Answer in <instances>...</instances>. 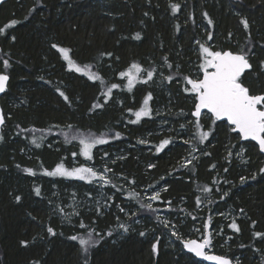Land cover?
I'll return each mask as SVG.
<instances>
[{"label":"trees","instance_id":"trees-1","mask_svg":"<svg viewBox=\"0 0 264 264\" xmlns=\"http://www.w3.org/2000/svg\"><path fill=\"white\" fill-rule=\"evenodd\" d=\"M169 1H178L180 10H185V19L189 20V27L182 28L181 32L176 24L179 21L173 19L176 16L170 12ZM242 20L247 21V29ZM12 21L16 23L9 26ZM199 21H211L215 51L239 53L243 50L248 54L252 67L241 77L242 83L251 95L264 94V69L261 68L264 0H7L0 6V28L4 29L0 34V74L9 76L5 91L0 92V116L3 117L0 124V264H84L85 257L88 264H201L181 247L175 254L159 249L154 256L149 238L143 239L134 231L116 243H111L110 237L99 240L107 228L105 221H113L110 214L105 221L89 220L92 234L84 228L72 232L62 227L50 217L44 195L35 193L34 175L24 174V168L31 165L30 160L20 154L21 146L27 148L20 134L31 128L70 127L74 132L106 134L110 138L107 147L114 144L120 149L131 145L129 155L112 165L114 172L145 184V176L132 154L137 135L148 131L150 123L147 120L129 123L126 120L129 114L123 111L115 114L103 109L101 114H94L92 107L100 96L101 86L110 83L119 85L125 97L136 104L143 89L136 87L132 92L126 91L120 73L133 63L143 64L149 55L159 57L162 50L169 52L172 40L183 44L181 57L188 56L190 61L196 57L200 61L199 54L194 56L189 50L199 36L196 28ZM53 44L58 47L53 48ZM59 48L68 49L75 64L88 66V73L101 79L90 80L85 73L69 69ZM5 60L9 64L7 68ZM184 64L180 68L183 74L186 73ZM60 92L68 97L67 101ZM195 102L194 99L187 101L185 116L191 120H194ZM207 118L199 121L201 130L209 132L208 146L211 142L214 144L209 147L208 155L184 168L186 170L176 168L179 143H170L159 152L152 147L143 157L147 163H155L151 176L163 177L167 191L162 199L174 206L185 197L196 209L198 198L200 201L203 194L208 195V191H201L211 189L210 183L217 171L223 174L219 187L227 190L224 201H219L220 196H217L212 205L219 215L229 207L241 208L246 217L236 221L238 231L224 227L219 239L231 234L227 237L229 246L219 248L221 240L218 239L213 252L231 261L239 258L236 264H264V172L260 171L264 168V156L255 144L240 142L225 122ZM173 120L178 123L180 118L173 116ZM228 141L243 147L246 169L237 168L234 160L229 167L228 162L221 161L220 153ZM149 146L142 145V153ZM36 153L46 169L53 168L62 154L46 149L44 143ZM70 159L64 162L69 164ZM93 160H97L96 156ZM171 168L177 174L170 175ZM187 169L200 180L191 179ZM62 182L59 181L60 185ZM117 187L114 202L120 199L122 204L127 200L122 198L126 190L122 185ZM216 221L222 219L219 217ZM49 227L54 235L49 234ZM158 232L161 246L160 230ZM83 235L99 240L88 253H84L78 240L69 239Z\"/></svg>","mask_w":264,"mask_h":264},{"label":"rangeland","instance_id":"rangeland-1","mask_svg":"<svg viewBox=\"0 0 264 264\" xmlns=\"http://www.w3.org/2000/svg\"><path fill=\"white\" fill-rule=\"evenodd\" d=\"M169 3L178 5V1H169ZM180 8L178 7L175 12L172 9L170 10L171 14L176 16L173 19L179 21L176 23L179 32H181L182 28L189 27V20L185 19V15L183 14L185 10H180ZM196 28L199 31V36L191 43L189 50L192 51L194 56L199 54L200 61L196 57L193 61H190L188 56L184 55V57H181L183 55V44L180 41L174 42L172 40V47L169 46L171 48L169 52L162 50V55L159 57L149 55L143 64H138L142 72L138 74L137 83L134 84L130 91L132 92L136 87L143 89V92L137 97L136 104L133 99L130 98L128 100L125 97L120 87L112 89L111 95L105 97L103 94L111 87L112 84L110 83L101 86L100 96L94 103V105L100 104L102 107H94V105L92 107L91 112H94V114H101V110L103 109L114 111L115 114L123 111L129 114L126 120L131 123L136 120L134 113L142 108L144 98L151 93L152 99L148 105L150 113L148 116H142L139 120H147L150 123L149 129L137 135L133 154L131 153L135 155L134 159L138 161L142 175L145 176L143 180L145 184L137 182L141 184L138 185L133 179L114 172L112 165L120 159L124 160L129 155L128 149L131 145L127 144L120 149H117L114 144L107 147L106 143L110 141V138L106 134L97 136L91 133L74 132L70 127L62 129L56 128V130H34L31 128L24 130L20 134L21 139L26 142L27 147L21 146L20 154L22 153V156L30 160L31 165L30 167L24 168L23 172L28 176L34 175L36 179L33 189L38 188L40 194L42 193L44 195L47 200L50 217L56 219L57 223L62 227L69 228L72 232H78V230L84 228L87 233L92 234L93 230L91 229L89 220L105 221L109 218L108 215L110 214L113 221H105L107 222V228L103 233L104 237L99 240L110 237L112 238L111 243H116L123 240L130 231H134L135 234L142 236L143 239L149 238L151 242V253L156 256L159 249L170 250L175 254L179 250V247L183 248V241L197 240L198 242H203L207 236L211 239V243L206 246L207 253L214 254V242L220 238V233L224 227L232 228L230 227L231 224H236L237 220H242L246 217L243 215L241 208L235 210L229 207L225 208L219 215L218 210L212 205L214 200L215 202L217 201V196H220L219 201H224L227 192V190H221L219 187L223 174L218 171L214 175V180H211V189L207 192L208 195L203 194V197L199 201V207L196 209H194L196 205L188 203L189 200L185 199V197L180 199L176 206L172 205L173 203L171 204L170 201L163 200L162 195L167 191V185L162 182L163 177L151 176V170L154 168L155 163H147L146 158L143 157L150 152L152 147L157 148L164 140H168V144L173 143L175 145L179 143L178 151L180 154L178 158H175V162L177 164V170H183L187 166L196 163L203 156L208 155L209 147L214 144L211 142L212 144L208 146L207 142L210 138L208 131V136L201 141L200 134L204 131L201 130V127H196V122L194 121H197V119L191 120L185 116L187 113V101L190 103L192 99L195 100V94L190 91H185V89H190L191 85L187 84L184 78L200 79L202 77L201 65L204 63L205 54L201 51V45L207 47L210 51H215L213 49L215 48V40L213 41L211 39L212 25L199 21ZM169 53L172 55L171 57ZM65 61L68 66L67 60ZM182 63H185V74L180 69L183 68ZM75 65L78 66L77 64ZM80 68L82 70L80 72H88L86 67ZM129 69L130 67L126 71ZM148 70H153V79L144 83L143 81L147 79L146 73ZM112 72L111 70L110 73L112 74ZM169 76L172 77L171 81L166 79ZM120 81L122 85L126 86V91L129 92L127 78L120 76ZM183 107L184 110H182ZM173 116H179L180 121L176 123L173 120ZM208 116L207 114H203L199 121L201 119H208ZM125 128L126 126L123 127V129ZM73 137H76V139H73ZM81 137L102 138L106 143L94 145L91 149V159H88L81 153V145L79 143ZM115 137L117 138L118 136L115 135ZM195 141L198 142V145L195 144ZM42 143H44L46 149L55 152L61 151L62 154H60V160L57 164L62 163L68 170L81 166L93 168L97 173L104 175L107 183L97 178H93L89 182L88 180H80L75 177L44 175L45 170L51 171L57 164L51 169H46V166L41 162L39 153H36L37 150L40 151L42 149ZM36 144H40V147H36ZM146 144H149L150 148L148 147L149 149H145V152L142 153L144 148H141V146H145ZM107 149L109 152L106 151ZM73 153L76 155L74 156ZM220 155L221 161L229 163L227 165L228 167L230 166V162L234 160L237 162V168H247L243 147L236 146L233 142L228 141ZM95 156L97 160L94 161L93 157L95 158ZM66 158H71L69 164L64 162ZM25 169H31L32 173L26 172ZM105 169H109V171L105 172ZM187 171L191 179H199L196 174V179L193 177L192 170L190 172V169H187ZM173 172L177 174L176 170H172L171 168L170 175ZM254 175L252 173L253 177ZM59 181H63L62 185H60ZM117 185H122L123 190H126L122 198L123 200H127L122 201V204L120 199L114 202L115 194L118 190ZM157 192L159 193V198L156 200L150 199ZM201 192L205 193L204 190ZM149 204H151V208L147 207ZM137 214L140 215L137 216ZM135 215L136 218L133 217ZM219 217L222 221H216ZM81 223L84 225L83 228L81 227ZM166 224L167 226H165ZM205 225H207V228H205ZM158 230L161 233V246L158 239ZM173 232H176L177 235H173ZM141 233H144V235H141ZM177 236H179V239ZM228 236L219 239L221 240L219 248H228ZM79 238L85 240L93 239L90 235H83ZM99 238H101V235ZM154 244L156 245V254L153 251ZM84 253L88 252L84 251ZM238 260L239 258L235 257L232 262L236 264ZM201 264L204 263L201 262Z\"/></svg>","mask_w":264,"mask_h":264},{"label":"snow or ice","instance_id":"snow-or-ice-1","mask_svg":"<svg viewBox=\"0 0 264 264\" xmlns=\"http://www.w3.org/2000/svg\"><path fill=\"white\" fill-rule=\"evenodd\" d=\"M179 6L172 5V10L175 12ZM16 23V21L10 22L9 26H12ZM211 23V21H209ZM244 25L245 29L248 28L247 21H241ZM4 33V29L0 28V34ZM139 39V36L136 37ZM15 39V37H13ZM53 48H57L58 46L53 44ZM201 51L205 54L204 63L201 65V70L203 72L202 79H191L185 77V81L187 84L191 85L190 89H185V91H190L195 94V108L192 112V115L197 118L196 127H201L199 118L202 116V110H207V113L211 114V118L216 121L222 118H226L227 122L235 127L232 129L233 131H238L241 138L243 139H251L257 141L259 144V148L261 152H264V94L261 95H251L250 91L247 87H245L242 83L241 77L242 74L245 73L246 69H250L252 66L249 63L247 58V53L241 50L239 53H233L231 51H210L207 47L203 45L200 46ZM59 51L63 54V57L68 62L69 69H74L77 72L82 71L80 67L76 66L74 61L69 58L68 52L69 50L66 48H59ZM111 55V53H108ZM5 68L9 67L8 61H4ZM86 68L88 66H85ZM261 68L264 69V62H261ZM211 69V71H209ZM142 72L141 67L133 63L130 66V69L125 72H121V77L127 78V88L129 91L133 88L134 84L137 83L138 74ZM90 80H99L101 79L99 76L95 74L85 73ZM147 79L144 80V83L153 79V70H148ZM169 81L172 80V77H166ZM9 80V76L5 74H0V92H4L6 88L7 81ZM119 87L117 84H112L111 87L108 88L107 92L103 95L108 97L111 95L112 89ZM60 95L64 97L67 101L68 97L65 96L63 92H60ZM152 99L151 93H149L143 101V106L139 111H136L134 115L136 116V120L132 121V123H137L142 116H148L150 113V109L148 107L149 101ZM260 106V107H258ZM94 107H102L100 104L94 105ZM131 111V110H130ZM3 123V117L0 116V124ZM119 136V133L116 134ZM208 136V132H203L200 134V139L203 141ZM76 139V137H73ZM35 143V141H33ZM143 142V141H141ZM81 145V153L91 159V149L94 145L106 143V141L102 138H84L81 137L79 140ZM168 140H164L157 147V152L161 151L167 144ZM36 147H40V144H36ZM75 156L76 154L73 153ZM214 167V165H213ZM26 172L32 173L31 169H25ZM109 171V169H105V172ZM227 171V169H226ZM264 172V168L260 170ZM44 175L47 176H62V177H75L80 180H88L92 181L93 178H97L101 181L105 180L103 174H99L90 167H78L68 170L64 167L62 163H59L53 168L51 171L45 170ZM243 181V177L241 178ZM36 194H40V190L35 189ZM204 191H209L208 188H204ZM159 198V193L157 192L155 195L150 197L152 200H156ZM16 200L19 201L20 197H16ZM199 202V198H198ZM148 208H151V204L147 205ZM167 226V224L165 225ZM81 227L84 225L81 223ZM230 227L233 229L239 230L235 223L231 224ZM207 228V225H205ZM48 232L51 235H54V231L51 227L48 228ZM111 235V233H109ZM144 235V233H141ZM173 235H177L176 232H173ZM257 237L261 236L260 233H255ZM179 239V236H177ZM69 239L78 240L79 245L83 249V251L88 252V250L94 245L99 243V240L89 239L85 240L83 238H79L77 236H72ZM102 239V237H101ZM23 243V242H22ZM184 247L188 249V251L195 253L196 256H201L206 260L213 261L214 264H231V261L223 256L217 255H205L203 249L211 243L210 237H205L203 242H197L195 240H187L183 241ZM153 251H156V245H153ZM84 264H88V258L85 257Z\"/></svg>","mask_w":264,"mask_h":264},{"label":"water","instance_id":"water-1","mask_svg":"<svg viewBox=\"0 0 264 264\" xmlns=\"http://www.w3.org/2000/svg\"><path fill=\"white\" fill-rule=\"evenodd\" d=\"M7 0H0V6L2 5V4H4L5 2H6ZM96 1H100V0H96ZM249 69H246L245 70V72L246 71H248ZM211 71V70H210ZM244 75V73L242 74V76ZM203 78V74H202V77L200 78V79H202ZM194 107H193V111H194V108H195V105H193ZM258 107H260V106H258ZM262 110H264V109H262ZM192 111V112H193ZM203 114H208L210 117H211V114L210 113H207V110H202V115ZM193 116V115H192ZM202 117V116H201ZM200 117V118H201ZM193 118H195V119H197L196 117H194L193 116ZM199 118V119H200ZM217 122H225V123H227V125L228 126H230L231 128H234L235 126L234 125H231V124H229L228 122H227V120H226V118H222V119H220V120H216ZM234 133H236L239 137H240V142H250V143H253V144H255L256 145V147H257V149L259 150V152L264 156V152H261L260 151V148H259V144H258V142L257 141H254V140H251L250 138L249 139H243V138H241V136H240V134L238 133V131H233ZM195 241H197V240H195ZM198 242V241H197ZM199 243V242H198ZM182 246H183V248H184V251L186 252V253H188V254H190L194 259H196L197 261H199V262H202V263H204V264H214V262L213 261H209V260H206V259H204L203 257H201V256H196L195 255V253H193V252H190V251H188V249L187 248H185L184 247V243L182 244ZM203 251H204V253H205V255H217V254H211V253H207V250H206V247L203 249ZM155 254H156V252H155ZM217 256H220V255H217ZM225 257V256H224ZM229 259V258H228ZM230 260V259H229ZM231 261V260H230ZM231 264H234L232 261H231Z\"/></svg>","mask_w":264,"mask_h":264},{"label":"bare ground","instance_id":"bare-ground-1","mask_svg":"<svg viewBox=\"0 0 264 264\" xmlns=\"http://www.w3.org/2000/svg\"><path fill=\"white\" fill-rule=\"evenodd\" d=\"M195 105V104H194ZM194 107V106H193ZM193 117V116H192ZM195 119V118H194ZM227 124V123H226ZM230 127V126H229ZM231 129H233V128H231ZM236 134V133H235ZM239 137V136H238ZM240 138V137H239ZM241 141V140H240ZM243 143V142H242ZM183 244V243H182ZM183 250H184V248H183ZM188 254V253H187Z\"/></svg>","mask_w":264,"mask_h":264}]
</instances>
